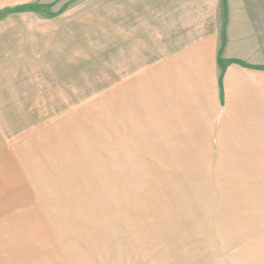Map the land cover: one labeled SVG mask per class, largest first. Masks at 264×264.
Listing matches in <instances>:
<instances>
[{"label":"rangeland","instance_id":"obj_1","mask_svg":"<svg viewBox=\"0 0 264 264\" xmlns=\"http://www.w3.org/2000/svg\"><path fill=\"white\" fill-rule=\"evenodd\" d=\"M0 264H264V0H0Z\"/></svg>","mask_w":264,"mask_h":264},{"label":"crops","instance_id":"obj_2","mask_svg":"<svg viewBox=\"0 0 264 264\" xmlns=\"http://www.w3.org/2000/svg\"><path fill=\"white\" fill-rule=\"evenodd\" d=\"M184 23L178 24L173 22H168L165 24V22L157 21V23H153V26L149 25L151 29L147 30L149 32H152L154 35V41L157 42L159 52H156V56L160 58H165V60L160 61L161 64L158 66H154L151 71L155 73H173L175 68L177 70L178 66L176 64L177 60L180 58H188L189 63L192 61L194 57H205L209 59L212 57V71H218L219 76L214 77V86L219 88V92L221 91V72L222 74L225 73V70L228 66L231 65H237L236 62L230 61L234 58H228L229 63L228 65L223 68L222 65H220V60H222V56H230L229 51L226 48V37H224L221 33L217 31H214L212 33V36L210 37V33H208L207 27L203 28L204 32L201 28V30L197 31L196 36H188L192 35V31L189 28L188 31L185 29ZM132 29L129 30L131 35H137L139 36V33L141 34L144 27H141L140 23H137L135 26H131ZM154 28V29H153ZM188 40H191L188 43H185ZM194 40L195 42H193ZM228 51V52H227ZM206 62V61H205ZM179 63V61L177 62ZM208 63V62H206ZM185 65V64H183ZM205 67H208L209 65H204ZM186 68V66H185ZM184 68V70H185ZM145 68H138V71L142 72H150L145 71ZM202 76H199L198 79H200ZM193 144V143H192Z\"/></svg>","mask_w":264,"mask_h":264}]
</instances>
